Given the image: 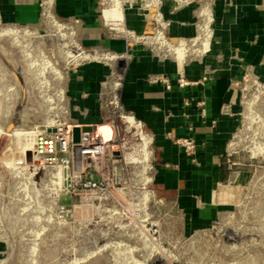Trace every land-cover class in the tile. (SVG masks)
<instances>
[{"label":"rangeland","instance_id":"obj_1","mask_svg":"<svg viewBox=\"0 0 264 264\" xmlns=\"http://www.w3.org/2000/svg\"><path fill=\"white\" fill-rule=\"evenodd\" d=\"M144 3L119 4L123 30L118 39L124 49L112 50L120 57L117 69L100 65L107 72L101 86L107 93L104 100L113 98L115 76L123 89L139 50L174 61L177 82L188 84L186 64L202 63L213 52L214 19L201 12L198 0L171 2L175 13L197 5L192 37L174 36L173 20L162 11L145 15L140 8ZM37 12L38 24L30 26L5 21L0 9V264H264V58L253 65L233 57L241 68L230 82L236 107L223 109L236 123L224 145L230 177L213 193L211 216L203 219L187 211L172 191L161 187L153 145L147 142L143 152L134 154L147 162V181L136 162L121 185H114L112 175L106 177L105 195H75L67 190L65 175L55 174L44 157L32 162V151L27 156L24 151L36 127L63 116L57 89L70 82L61 77L98 64L75 68L79 61L70 57L78 53L75 24L56 13L55 0H38ZM53 18L71 23L70 28L59 27ZM218 61V66L230 67ZM203 72L202 81L213 70L204 66ZM101 106L102 117L110 115L111 120L112 106ZM121 123V137L129 147L141 143L134 130L127 131ZM109 129L101 133L111 138ZM16 130L22 134L10 136ZM128 152L123 149V155Z\"/></svg>","mask_w":264,"mask_h":264},{"label":"crops","instance_id":"obj_2","mask_svg":"<svg viewBox=\"0 0 264 264\" xmlns=\"http://www.w3.org/2000/svg\"><path fill=\"white\" fill-rule=\"evenodd\" d=\"M37 1L0 0L2 17L5 21L37 26ZM163 1L161 11L173 20L174 36L192 37L195 28L190 23L194 21L197 5L175 13L172 3ZM55 11L72 23L75 18L79 19L75 28L81 46L118 52L124 49L123 41L113 38L105 26L99 0H55ZM211 15L215 32L213 52L202 63L186 64L185 75L190 82L187 86L181 87L177 82L174 61L151 50H139L122 89L124 108L153 138L158 183L172 191L183 208L203 219L213 214L210 205L214 191L230 177L224 163V145L236 123L223 109L228 104L233 109L236 107L230 82L240 75L241 68L233 57L253 65L264 58V0H213ZM175 21L186 24H175ZM220 59L230 67L218 66ZM204 66L213 72L202 81ZM106 73L103 66L87 65L73 75L68 85L73 123L83 127L97 125L100 133L107 128L100 124L102 111L98 97ZM151 75L169 79L170 88L161 82H150ZM183 138L195 141L193 156L175 143Z\"/></svg>","mask_w":264,"mask_h":264},{"label":"built area","instance_id":"obj_3","mask_svg":"<svg viewBox=\"0 0 264 264\" xmlns=\"http://www.w3.org/2000/svg\"><path fill=\"white\" fill-rule=\"evenodd\" d=\"M107 1H111V5ZM123 0H99V5L101 8V15L104 20V24L107 27L108 31H110L111 36L113 38H118V34L122 32L123 24L120 18H113L112 21H108L104 18L103 14L105 9L110 8L113 4H121ZM132 3L136 0H128ZM143 1V0H142ZM146 3L143 6H140L143 13L145 15L149 14H161V8L159 5L163 0H144ZM175 5V1L182 0H170ZM186 1H196V0H186ZM202 6L201 12L211 15V6L213 0H198ZM109 5V7H105ZM175 8V6H174ZM47 14H50L49 9L47 10ZM53 22L57 23L59 27L62 28H70L67 25H71V23H58L59 20L53 18ZM79 22V19H74L73 24ZM147 29H151L153 26L146 25ZM72 30V29H71ZM72 32V31H71ZM151 36H146L145 38H149ZM148 41V40H147ZM147 41H145L147 43ZM149 42V41H148ZM75 46L78 49V53L76 55H70V57H74V61H79L75 68H83L88 63H96L98 65L115 67L117 69L118 63L120 60L119 55H117L112 50H108L102 47H95L91 51H87L83 49V47L78 43H75ZM111 67V68H112ZM114 72H111V76ZM119 76V75H118ZM118 76L114 77L116 81L115 88L111 91L112 99L108 101L104 100L105 93L103 91V87L99 92V105L112 106L113 118L110 119V115H106L102 117V122L100 124L110 127L112 137L107 138L104 134L100 133L97 129V125H90L89 127H83L80 125H76L73 123L71 119V97L69 95L68 84H63L64 86L58 88L57 90V103L63 109V116H54L50 121L43 123L42 132H36L34 134L33 143L34 150L32 151V162H35L37 158L44 157L46 161L52 165L53 172L55 174L65 175L66 181H69L67 185V190H71V192L75 195H79L77 192L79 191H96L97 194L105 195L108 190V185L106 182V177L112 175L113 180L115 179L114 185H121L124 183L126 176L129 175V166L139 163L141 167L140 173L144 178V181H147L146 178V161L137 159L138 156L135 157L134 154H137L141 151V144L143 143L142 137L145 138L146 142L150 145L152 144L153 138L150 133L145 129L142 130V123L138 121L135 116L126 111L122 103V84L119 82L120 79ZM65 81L71 82L73 76L67 74L65 77ZM107 77H104L106 79ZM103 79V80H104ZM149 81L152 83L161 82L165 84L166 88H170L171 84L169 80L162 76L156 75L149 78ZM180 82V83H179ZM178 83L181 87H185L188 85L187 82H183L180 80ZM104 85V81H102L101 86ZM85 96V95H84ZM103 107V106H101ZM131 117L134 122L139 123L140 132L136 133L134 130V136L139 138L141 143H135L133 146L129 147V141H125L124 138L121 137V131L119 128V123L122 121L125 124L127 131H132L133 129H128V124L126 123V118ZM120 120V122H119ZM74 127L80 128L79 141L74 142L72 131ZM84 128H88V130H83ZM176 144L182 145L185 147L188 155L193 156L196 153V143L192 139L183 138L175 140ZM123 149L130 150L127 154L123 155ZM139 150V151H138ZM137 151V152H136ZM116 154H113V153ZM122 152V153H121ZM143 152V151H141ZM133 157V158H130ZM156 169V165L154 167ZM145 184V183H144Z\"/></svg>","mask_w":264,"mask_h":264},{"label":"bare ground","instance_id":"obj_4","mask_svg":"<svg viewBox=\"0 0 264 264\" xmlns=\"http://www.w3.org/2000/svg\"><path fill=\"white\" fill-rule=\"evenodd\" d=\"M103 16H104V18L106 19V20H110V21H112L113 20V18H119L120 17V7H119V4H113L110 8H107V9H105V11H104V14H103ZM149 38H151L150 40H152L153 38L152 37H149ZM148 42V41H147ZM49 121V120H48ZM47 122V121H46ZM126 123H129L128 124V129L129 128H131V129H133V130H136V133L138 132V134H139V132H140V127L136 124V122H134L133 120H132V118L131 117H127L126 118ZM122 124V123H121ZM38 126V125H37ZM125 126V125H124ZM42 126H39V127H36V131L34 132V134H36V132H42ZM132 130V131H133ZM2 133V131L0 130V134ZM22 133L21 132H19V131H14V133L12 134V135H10V136H13V137H16V138H18L19 137V135H21ZM129 136V135H128ZM128 136H126V137H128ZM124 137V136H123ZM142 139H143V143L141 144V151H144V145L146 144V140H145V138L144 137H142ZM135 140V139H134ZM136 141V140H135ZM135 145V144H134ZM35 148H34V143H33V139H32V142L30 143V145H29V148H27L24 152H25V155L27 156V154H29V152H31V151H33ZM139 154V153H138ZM29 156V155H28ZM130 158H133V157H130ZM27 163V162H26ZM23 164H24V162H23ZM30 166V165H29ZM27 169V168H26Z\"/></svg>","mask_w":264,"mask_h":264},{"label":"water","instance_id":"obj_5","mask_svg":"<svg viewBox=\"0 0 264 264\" xmlns=\"http://www.w3.org/2000/svg\"><path fill=\"white\" fill-rule=\"evenodd\" d=\"M83 130H88V128H84ZM79 134H80V128L79 127H74L73 131H72L74 142H78L79 141Z\"/></svg>","mask_w":264,"mask_h":264}]
</instances>
